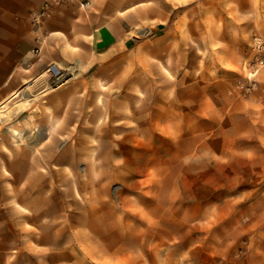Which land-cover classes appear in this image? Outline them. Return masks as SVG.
<instances>
[{
  "label": "rangeland",
  "instance_id": "obj_1",
  "mask_svg": "<svg viewBox=\"0 0 264 264\" xmlns=\"http://www.w3.org/2000/svg\"><path fill=\"white\" fill-rule=\"evenodd\" d=\"M168 1L169 35L50 77L54 106L26 92L0 111V201L20 238L10 264L253 263L264 0Z\"/></svg>",
  "mask_w": 264,
  "mask_h": 264
},
{
  "label": "crops",
  "instance_id": "obj_2",
  "mask_svg": "<svg viewBox=\"0 0 264 264\" xmlns=\"http://www.w3.org/2000/svg\"><path fill=\"white\" fill-rule=\"evenodd\" d=\"M44 1L0 0V111L26 92H32L30 98L48 97L47 104L54 106L48 87L51 66L66 77L72 70L89 71L105 54L135 49L172 30L168 0H67L53 5L39 28L31 13ZM25 168V158L15 165L18 172ZM5 206L0 201V264H10L20 240L8 224ZM248 257L251 264H264V242Z\"/></svg>",
  "mask_w": 264,
  "mask_h": 264
},
{
  "label": "built area",
  "instance_id": "obj_3",
  "mask_svg": "<svg viewBox=\"0 0 264 264\" xmlns=\"http://www.w3.org/2000/svg\"><path fill=\"white\" fill-rule=\"evenodd\" d=\"M67 0H45L42 6L31 13V20L36 27H41L44 20L48 17L53 5L56 3L65 2ZM254 50L257 53V60L260 65H264V40L262 38H256L253 41ZM47 73L53 79L54 84H64L67 81L64 72L56 67L51 66L47 69Z\"/></svg>",
  "mask_w": 264,
  "mask_h": 264
}]
</instances>
